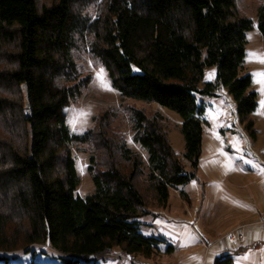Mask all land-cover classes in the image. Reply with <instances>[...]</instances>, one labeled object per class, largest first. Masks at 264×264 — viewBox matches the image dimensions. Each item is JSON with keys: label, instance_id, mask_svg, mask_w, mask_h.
<instances>
[{"label": "trees", "instance_id": "obj_1", "mask_svg": "<svg viewBox=\"0 0 264 264\" xmlns=\"http://www.w3.org/2000/svg\"><path fill=\"white\" fill-rule=\"evenodd\" d=\"M252 28L237 0H0V250L48 244L64 264H93L115 247L129 258L160 251L162 238L145 235L141 219L153 201L167 205L170 187L197 177L204 107L196 95L227 87L257 139L258 94L243 73ZM258 28L264 36V3ZM84 52L107 69L122 98L180 114L190 169L159 113L129 108L148 172L115 129V109L82 134L70 130L66 108L92 80L79 65ZM208 66L217 67L216 81L200 88ZM85 143L95 191L83 197L73 145Z\"/></svg>", "mask_w": 264, "mask_h": 264}, {"label": "rangeland", "instance_id": "obj_2", "mask_svg": "<svg viewBox=\"0 0 264 264\" xmlns=\"http://www.w3.org/2000/svg\"><path fill=\"white\" fill-rule=\"evenodd\" d=\"M262 3L264 0H237L240 11L253 20V28L247 31L243 73L251 74V88L258 94V105L252 113L257 138L261 137L256 150L258 155L251 152L256 140L240 122L236 102L228 88L220 85L215 95L197 94V104L204 107L203 148L197 177L185 185L170 187L167 205L153 201L150 203L152 213L141 219L145 235L162 238L160 251L151 257L137 254L129 258L115 247L92 260L93 264H215L218 257L228 253L233 257L232 264H264V245L242 239L243 224L264 201L258 185L259 168L264 167L258 159H262L264 153V36L258 28V9ZM79 65L83 75L91 74L92 80L82 96L66 108L67 123L73 133L86 132L94 126L101 112L115 109V129L125 135L129 147L144 156L148 172V153L133 140L129 108L135 106L144 109L149 116L162 115L171 144L184 159L186 142L179 113L158 103L122 98L112 85L107 69L88 52L83 53ZM216 77L217 67H206L199 87L215 82ZM92 153L89 144L73 145L81 179L76 193L83 197L95 191L88 169ZM245 160L252 164L244 163ZM184 162L190 169L185 159ZM183 192L188 197H184ZM169 246L174 250L168 251ZM0 254H3L0 264H64L48 244L10 252L0 250Z\"/></svg>", "mask_w": 264, "mask_h": 264}, {"label": "crops", "instance_id": "obj_3", "mask_svg": "<svg viewBox=\"0 0 264 264\" xmlns=\"http://www.w3.org/2000/svg\"><path fill=\"white\" fill-rule=\"evenodd\" d=\"M260 138L256 139V143H253L251 152H255L257 155L258 153L256 152L258 145H260ZM264 150V146H262ZM261 154V150L260 153ZM260 157V156H259ZM260 160V163L264 165V153L262 154V159L258 158ZM261 167V166H260ZM260 169V177H259V187L263 191L264 195V167ZM249 221L247 223L243 224V229H244V237L242 239L244 240H249V242L254 243V244H259V246L263 247L264 245V201L262 204L259 205V207L255 208L253 211V214L248 218ZM241 236V235H240ZM251 240V241H250ZM250 243V244H251Z\"/></svg>", "mask_w": 264, "mask_h": 264}, {"label": "snow or ice", "instance_id": "obj_4", "mask_svg": "<svg viewBox=\"0 0 264 264\" xmlns=\"http://www.w3.org/2000/svg\"><path fill=\"white\" fill-rule=\"evenodd\" d=\"M241 159H242V158H241ZM244 163H246V164H250V165H251V164H252V161H250V160H245Z\"/></svg>", "mask_w": 264, "mask_h": 264}]
</instances>
